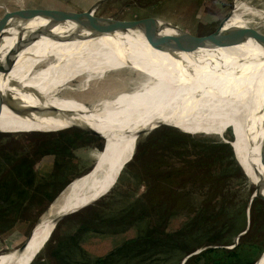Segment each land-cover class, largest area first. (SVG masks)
I'll return each mask as SVG.
<instances>
[{"label":"rangeland","instance_id":"rangeland-1","mask_svg":"<svg viewBox=\"0 0 264 264\" xmlns=\"http://www.w3.org/2000/svg\"><path fill=\"white\" fill-rule=\"evenodd\" d=\"M43 1L38 8L46 9L51 13L50 15L60 19L68 17V20L83 21L86 17H78V15L85 12V15H94L93 20L96 22L152 21L199 36L216 31L238 0H105L94 14L93 11L88 10L92 9L98 0ZM30 4L36 3L31 0H17L14 9L17 11L22 7L29 8L27 6ZM250 9L259 8L256 5ZM0 14H3L1 10ZM22 23V21L10 22L2 27L0 32L4 36L0 40L1 53L12 47L19 36L45 26L48 20L36 18L29 24ZM116 35L119 36L105 35L99 38L77 39L75 43L77 45L67 47L66 44L62 51L59 50V44L56 42L61 41L64 44L71 40H56L43 36L27 47V54L33 57L27 58L28 64L25 67L18 69V72L13 67L8 74L0 76V89L16 83L42 81L52 70L63 69L62 63L65 61L96 48L116 43L124 44L126 41L128 43L148 41L138 31ZM112 37L116 40H108ZM190 84L181 87H188ZM222 84L221 81H217L195 95L199 94V97L207 96L209 93L223 95L218 91L219 85ZM135 92L124 96L105 115L86 123L74 124L56 131L0 132V254L28 242L40 227L42 217L38 219V215L51 196L72 179L88 172L99 159L117 153L118 143L108 120H112L128 106L154 98L160 102L179 101L154 93ZM211 98L213 97L210 96ZM235 101L251 105V94L241 90ZM246 110L247 108L244 109ZM141 112L138 111L130 122V130L129 120L132 113L128 116L125 123V131H129L128 135L136 124H138L136 130L138 129L141 121L138 115ZM171 122L176 126L162 124L143 129L136 141L134 154L139 153L138 145L156 128L168 126L177 130L179 134L172 135L171 139L174 142L172 145L174 147L177 145L179 149L173 152L160 150L157 154L158 158L162 157V161L172 162L175 166L186 165L185 161L188 160L196 161L193 163L196 164L195 173L186 175L183 173L174 177L171 189L178 194V198L169 201L165 195L170 192L160 191L161 202L167 201L163 203L164 205L159 203L149 207L146 195L153 180L150 178V173L145 170L147 156L145 152H140L138 157L133 155L130 161L120 167L113 181L94 192L84 193L75 198L70 208L93 202L64 216L59 221L58 228H55V233L51 238L49 237L50 239L48 238V242L44 247L42 246L36 258L33 257L34 261L31 263L32 258L28 264H63V262L77 264L76 261L81 263L84 257H104L120 247L125 240L145 235L150 230L158 231L161 235L180 232V230H194L199 238L205 236L209 238L189 246L192 247L189 253L210 245H216L211 248L224 246L225 249L234 250L247 239H255L263 246L264 200L260 197L252 200L259 184L253 178L261 180L263 172L258 152L259 138L255 136L251 139L245 137L235 140L232 129L221 137L203 132L200 122L190 124L179 118H173ZM211 122L214 124L213 121ZM75 125L88 127H73ZM215 127L225 131L216 125ZM99 131L105 134V141ZM66 136L77 137L75 144L74 141L64 138ZM106 138L109 140L107 141ZM227 144L230 146H226ZM232 153L233 157H231ZM22 155H34L35 181L29 185L31 176L24 173L11 185L6 179L9 175H18L16 163ZM243 163L249 173L242 167ZM190 167L191 165L187 169ZM209 170L214 172L215 177L210 175ZM250 202L252 205L249 212ZM248 225H250L248 231L239 236ZM213 238H219L220 242L212 241ZM198 242L200 243L197 244ZM231 245L234 246L227 248ZM164 250H161L158 258L172 257L169 251ZM184 257H178L180 259L178 264H181ZM175 261L176 258L170 261V264H176ZM165 262L168 263L169 260ZM156 264H160L159 260Z\"/></svg>","mask_w":264,"mask_h":264},{"label":"bare ground","instance_id":"bare-ground-1","mask_svg":"<svg viewBox=\"0 0 264 264\" xmlns=\"http://www.w3.org/2000/svg\"><path fill=\"white\" fill-rule=\"evenodd\" d=\"M236 5L234 15L227 23V33L246 39L263 38L264 0H238ZM256 5L259 9L249 10ZM54 31L62 33L65 29L56 27ZM108 40L116 39L112 37ZM56 43L60 47L56 49L60 51L66 44L67 47L77 45L76 40L64 44L61 41ZM26 49V54L23 51L14 65L17 72L28 64V57H33L27 54ZM214 57L224 60V65L214 61ZM237 57L246 60L242 64V73H239L240 70L234 72L237 67L241 68L240 63L237 66L233 63ZM202 59V63L198 61ZM250 60L254 61L249 62ZM32 61L33 59L30 62ZM62 65L63 69L52 70L42 81L16 83L0 89L4 95L0 131H56L86 123L105 115L119 100L130 93H136L135 91L168 96L179 101L160 102L154 98L128 106L112 120H108L118 143L117 153L99 159L88 172L77 176L42 215L40 227L28 242L0 254V264L15 261L14 264H28L35 258L59 218L93 202L70 208L78 195L94 192L117 177L120 167L130 161L135 153L137 133L145 128L155 127L159 123L174 125L172 119L179 118L190 124L200 122L201 130L210 135L224 137L232 129L235 140L260 137L256 130V120L264 97V81L261 82L254 75L264 77V51L250 42L200 48L193 53H173L154 48L149 41H126L124 44L116 43L84 52ZM217 81L223 83L220 87L217 86L223 95H195ZM187 83L191 84L181 87ZM241 90L251 94V105L235 101ZM210 96L213 98L210 99ZM183 99L189 101H181ZM244 107L247 108L246 111ZM138 111H142L138 115L139 121L141 120L139 127L136 130L138 124L133 126L128 135L129 131H125L127 118L132 113L129 120L130 130V122ZM210 120L225 131L216 128ZM243 167L246 170L244 163ZM253 179L261 184L258 178ZM260 264H264V259Z\"/></svg>","mask_w":264,"mask_h":264},{"label":"water","instance_id":"water-1","mask_svg":"<svg viewBox=\"0 0 264 264\" xmlns=\"http://www.w3.org/2000/svg\"><path fill=\"white\" fill-rule=\"evenodd\" d=\"M105 0H98L96 5L88 10L93 11V14L95 10L100 6V4ZM234 4L231 12L224 18V20L219 25L218 29L208 35H193L187 31H184L180 28L169 26V25H162L158 24L152 21H149L147 23H140L138 22H128V21H119V20H106V21H100L96 22L94 21V15L89 16L85 15V12L82 14H79L78 17H86L83 21H72L68 20V17H64L62 19L53 17L50 15L51 13L47 11L46 9L42 8H21L17 11L15 10H9L5 8L4 15L0 18V30L2 27H4L7 23H18L23 22L22 24L26 25L29 24L31 21H33L36 18H44L48 20V23L45 26H41L40 28H36L34 30L28 31L26 34H22V36H19L15 44L8 49L5 53H1L0 51V76H4L8 74L12 68L14 67L18 57L20 54L32 43L37 41L43 36L50 37L56 40H77V39H86V38H99L105 35H113L117 33H129V32H140L143 34V36L150 42V44L157 49L170 51L173 53L178 52H187V53H193L195 51H198L200 48H214V47H224V46H233V45H239L243 43L250 42L252 45L259 47L261 50L264 51V37L263 38H253V39H246V38H240L237 36H232L227 33V23L228 21L233 17L235 11H236V5ZM50 13V14H49ZM71 21V22H67ZM56 27H61L65 29V32L57 33L54 31ZM3 34L0 32V40L3 38ZM200 56V55H197ZM235 57V56H232ZM206 58V57H204ZM203 58V59H204ZM202 60H198L202 63ZM214 61H219L221 64L224 65V60L220 61L216 57L213 58ZM242 59V57H237L234 59L235 65L237 66V63H240L241 68L238 67L234 70V72L239 71V73H242V64H245V59ZM254 60H250L249 62H253ZM210 62V60H209ZM230 67V65H229ZM254 77L257 79H260L261 82L264 81V77L258 75H254ZM4 101V95L0 91V113H1V107ZM163 123H159L156 126L162 125ZM257 133L260 137H258V152L261 160V165L263 168L262 177H261V184L258 185V189L256 190L253 198L260 197L264 200V97L261 101V106L258 111L257 120ZM155 126V127H156ZM73 127H88V126H80L75 125ZM1 132V131H0ZM101 135V131H99ZM141 131L137 133V137L139 138ZM232 145V143H230ZM104 147V146H103ZM235 153V152H234ZM135 155V154H134ZM236 156V154H235ZM134 157V156H133ZM237 160L238 157L236 156ZM239 161V160H238ZM242 165V164H241ZM243 167V166H242ZM95 168V167H94ZM246 173V172H245ZM247 175V174H246ZM77 178L72 179L65 187L64 189L58 194V196L69 187ZM57 196V197H58ZM56 197V198H57ZM55 198V199H56ZM54 202V201H53ZM52 202V203H53ZM52 203L49 205L48 209L51 207ZM252 205V202L249 204V212L250 207ZM48 209L45 211L47 212ZM44 212V213H45ZM43 213V214H44ZM42 214V215H43ZM69 214V213H67ZM66 214V215H67ZM41 215V217H42ZM64 215V216H66ZM62 216L59 218L56 223L53 231L57 227L59 221L64 217ZM40 217V218H41ZM250 228V225H248L247 229L240 233L239 236L244 235L248 229ZM53 231L49 234V237L51 238ZM48 237V238H49ZM49 238V239H50ZM45 242V244L48 242V240ZM43 245V247L45 246ZM234 245L228 246L227 248H232ZM236 246V245H235ZM216 247V245H210L205 246L196 249L195 251L187 254L181 264H186V262L193 257L194 255L200 254L205 249ZM224 247V246H222ZM36 258V256H35ZM264 259V250L259 255V257L255 260L253 264H260V262ZM34 261H31V263ZM30 263V264H31Z\"/></svg>","mask_w":264,"mask_h":264},{"label":"trees","instance_id":"trees-1","mask_svg":"<svg viewBox=\"0 0 264 264\" xmlns=\"http://www.w3.org/2000/svg\"><path fill=\"white\" fill-rule=\"evenodd\" d=\"M176 134H179V132L177 130H174V128L161 126L148 134L144 138L143 142L138 145L139 153H137L135 156L138 157L140 152L146 153L145 156H147V160L145 162V170L150 173V178L151 180H153V184L150 186V191L146 195V198H148L149 200V207H154L159 203L163 204L165 203V201H167L163 200V203L161 202V200L159 199L160 191L170 192L165 195L166 199H168L169 201H171V199L175 200L176 198H178V194H176V192L171 189L173 188L171 185L173 180L175 179L174 177L182 175L183 173L185 175L189 173H195L194 166L196 164L193 163H195L196 161L188 160L185 161L186 165L175 166L172 162L162 161V157L158 158L157 153L160 150L173 152L179 149L177 145H175V147L172 145L174 142L171 139V136ZM64 138L74 141L75 144V139L77 137L66 136ZM103 146L104 144L101 147L103 148ZM226 146L230 145L227 144ZM231 157H233V153L231 154ZM34 163V155H22L16 163V168L19 170L18 175H9L6 179V182L12 185L13 183H15L18 177H21L24 173H27L31 176L29 185L33 183L35 181L34 175L36 176ZM189 165H191V167L189 168L190 170L187 169ZM208 172L211 176L215 177L213 171L209 170ZM66 185H64L55 195L51 196L48 203L38 215V219H40L41 215L48 209L49 205L55 200V198ZM252 211L254 213V208ZM59 224L60 222L58 223V225ZM58 225L56 228H58ZM54 233L55 231L53 232V234ZM205 239L209 238H207L206 236L199 238L198 236H196L194 230H180V232L176 231L172 234L165 235H161V233H159L158 231L150 230L145 235L125 240L120 247H117L115 250L107 253V255L104 257H84L85 259L81 263L79 261L76 262L77 264H156L159 260L160 264H162L163 262L165 264H170V261L176 258L175 262L176 264H178L180 260L178 259V257L182 258L190 252V249L192 247L189 246L193 245L197 241L203 242ZM219 240V238L212 239V241L220 242ZM200 242H198L197 244H199ZM161 250L169 251L170 254H172V257H170L169 259L158 258ZM263 250L264 245L262 246L261 243H257V240L247 239V241L239 244L234 250H228L224 247L208 248L198 256L190 258L186 262V264H242L245 262H248V264H253L259 257V255L263 252ZM174 255H177L178 257H173ZM166 260H169V262L166 263Z\"/></svg>","mask_w":264,"mask_h":264},{"label":"crops","instance_id":"crops-1","mask_svg":"<svg viewBox=\"0 0 264 264\" xmlns=\"http://www.w3.org/2000/svg\"><path fill=\"white\" fill-rule=\"evenodd\" d=\"M33 3V5H28L27 7L29 8H38L40 3H43V0H31ZM17 5V0H0V10L3 12L4 14V10L5 8H8L9 10H15V6ZM41 8V7H40ZM3 14H0V17L3 16ZM145 114V113H144Z\"/></svg>","mask_w":264,"mask_h":264},{"label":"built area","instance_id":"built-area-1","mask_svg":"<svg viewBox=\"0 0 264 264\" xmlns=\"http://www.w3.org/2000/svg\"><path fill=\"white\" fill-rule=\"evenodd\" d=\"M22 8H24V7H22ZM8 9V8H7ZM12 11V10H11ZM4 13H5V10H4ZM4 15V14H3ZM1 18V17H0Z\"/></svg>","mask_w":264,"mask_h":264}]
</instances>
